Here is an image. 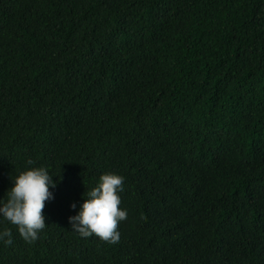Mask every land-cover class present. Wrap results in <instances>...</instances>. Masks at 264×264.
Listing matches in <instances>:
<instances>
[{"label":"trees","instance_id":"trees-1","mask_svg":"<svg viewBox=\"0 0 264 264\" xmlns=\"http://www.w3.org/2000/svg\"><path fill=\"white\" fill-rule=\"evenodd\" d=\"M30 166L46 227L0 264H264V0H0V204ZM105 173L116 244L68 221Z\"/></svg>","mask_w":264,"mask_h":264},{"label":"clouds","instance_id":"clouds-1","mask_svg":"<svg viewBox=\"0 0 264 264\" xmlns=\"http://www.w3.org/2000/svg\"><path fill=\"white\" fill-rule=\"evenodd\" d=\"M32 164L29 161V165ZM53 177L45 167H28L11 180L8 197L0 204V222L7 221L16 226L20 237L27 243L36 241L46 227L43 209L45 202L54 198L50 189L57 186L58 179ZM123 191L124 177L115 173L102 174L87 198H82L76 214L68 218L71 230L83 238L95 234L108 243H118V226L128 215L120 207L119 193ZM70 207L76 210L77 204ZM0 243H13L11 229L0 230Z\"/></svg>","mask_w":264,"mask_h":264}]
</instances>
